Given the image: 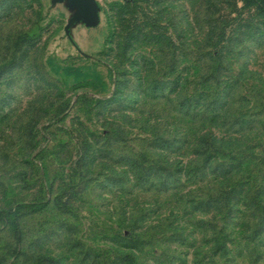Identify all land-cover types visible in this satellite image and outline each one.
Instances as JSON below:
<instances>
[{"label": "rangeland", "instance_id": "1", "mask_svg": "<svg viewBox=\"0 0 264 264\" xmlns=\"http://www.w3.org/2000/svg\"><path fill=\"white\" fill-rule=\"evenodd\" d=\"M98 1L71 38L65 2L0 0V211L44 195L34 163L51 199L88 180L68 210L22 208L19 246L3 213L0 264H264V17L242 0ZM22 30L35 40L15 50ZM225 190L232 212L197 204Z\"/></svg>", "mask_w": 264, "mask_h": 264}, {"label": "trees", "instance_id": "2", "mask_svg": "<svg viewBox=\"0 0 264 264\" xmlns=\"http://www.w3.org/2000/svg\"><path fill=\"white\" fill-rule=\"evenodd\" d=\"M132 0H127V5L132 6ZM243 5L245 7H254L263 17H264V0H242ZM156 23L154 22V25ZM152 28V25H151ZM35 35L33 32H30V30H22L20 31L16 38H15V50H20L22 47V44L25 43H31L35 40ZM159 39V37H156L155 35H150V39ZM167 47L166 50H168L167 55L169 56V59L171 61L170 68L175 69L176 65V50L174 47V41L171 36H167ZM231 48V46H230ZM225 50V45H221L217 48V51L215 54H213L211 57L213 58V61L210 63L209 72L206 74V77L211 80H220L221 75L224 73V71L227 69V64L224 59L223 52ZM49 63L51 64L52 69L56 73H64L66 75L73 74L75 78L80 79L81 76L84 73V70L81 67H75L71 65H61L57 63L54 59L50 58ZM98 100H107V99H98ZM65 111V110H64ZM64 111H58L59 114H62ZM58 115V114H57ZM86 154L83 153L81 156H85ZM34 166L37 168L36 172H31L30 175L24 176V180L28 181L32 184L37 183V178H40V186L42 190L44 191V195H41V197L38 200H35L34 202H23V204L11 206L8 209L3 210V213H5V218L9 221L10 226L12 227L13 233L17 240V246L18 243L22 240V227L20 223V212L22 208H31L33 211H37L39 208H42L47 203L49 204L50 201H53L55 205L62 209V210H68L71 207V198L72 194H74L75 191H78L85 188L88 185V180L86 179V175H79L80 172L77 171L75 173V180L73 182H65L62 185V189L57 192L53 199L48 196V192L52 190L53 188V182L51 181V165L49 164V161L44 160L43 164L40 165L39 163H34ZM228 170V172H230ZM85 175V176H84ZM71 176H74L71 174ZM52 177H55L53 174ZM79 178H83L82 181H78ZM232 190H225L224 194L222 193H213L208 198L205 199V201L200 200L197 201V204H203L205 202V206H217L219 208H228L229 211L232 210L230 197L232 196L230 193ZM235 192L238 193V191L235 190ZM257 198V197H256ZM259 207L255 208V210L258 212V216L264 217V205H261V202H263L261 199H258ZM232 212V211H231ZM2 213V210L0 211V216L4 217ZM263 225L260 226L259 232L263 231ZM46 258V259H43ZM59 264V259L56 258L53 255H44L39 257L37 264Z\"/></svg>", "mask_w": 264, "mask_h": 264}, {"label": "water", "instance_id": "3", "mask_svg": "<svg viewBox=\"0 0 264 264\" xmlns=\"http://www.w3.org/2000/svg\"><path fill=\"white\" fill-rule=\"evenodd\" d=\"M57 2H65L73 10L65 24L66 34L71 38V28L76 23L95 25L99 22L101 5L98 0H52L53 4Z\"/></svg>", "mask_w": 264, "mask_h": 264}]
</instances>
